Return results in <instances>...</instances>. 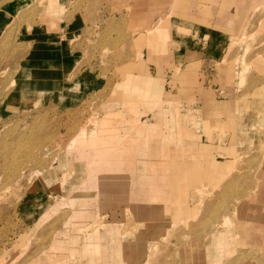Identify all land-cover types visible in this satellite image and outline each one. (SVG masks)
<instances>
[{"label": "rangeland", "instance_id": "374dc122", "mask_svg": "<svg viewBox=\"0 0 264 264\" xmlns=\"http://www.w3.org/2000/svg\"><path fill=\"white\" fill-rule=\"evenodd\" d=\"M19 1L0 31V264H103L99 246L85 248L101 235L108 254L118 243L127 248L126 264H193L197 256L264 264V0H237L230 11L228 0H28L24 16ZM200 23L226 33L232 25L216 37L221 56L188 51L184 59L180 50L173 58L181 38L190 50L212 47L181 27ZM34 24L62 31L76 84L62 101L24 93L6 107L11 84L24 77L25 31ZM134 76L141 82H129ZM134 86L137 94L127 89ZM156 97L162 110L146 104ZM136 105L140 122L157 123L144 147L121 123ZM108 109L110 128L130 136L123 142L138 139L128 146L134 158L113 167L115 154L92 129ZM90 150L97 189H86L95 175ZM93 216L103 222L84 231ZM100 224L116 227L118 238Z\"/></svg>", "mask_w": 264, "mask_h": 264}, {"label": "crops", "instance_id": "0c3cea01", "mask_svg": "<svg viewBox=\"0 0 264 264\" xmlns=\"http://www.w3.org/2000/svg\"><path fill=\"white\" fill-rule=\"evenodd\" d=\"M28 0H20L19 4H20V11L22 12L23 16L26 12H24L25 8L27 7L26 5H28ZM175 1V0H174ZM173 0H171V2H174ZM223 1V0H222ZM224 2V1H223ZM228 4H223L224 7H228L229 11L232 9V6H234V4L236 5L238 2L237 0H228L227 1ZM16 3L15 0H0V31L6 26L8 25V23H10V21L12 20L13 17V4ZM225 3V2H224ZM25 5V6H24ZM218 5V3H217ZM222 5V3H221ZM258 4H255L252 8H255V6ZM222 6V7H223ZM184 7L183 5H181L180 8ZM227 8V9H228ZM29 13V12H28ZM252 13V12H251ZM250 13V15H251ZM18 12L15 14L17 15ZM35 15L31 18H39V12H35ZM170 17V15H167V19ZM28 18V16H27ZM217 21H221V17L218 15L216 16V22ZM71 23V22H70ZM169 23V21L166 23V25ZM220 26L221 22H217ZM68 27V25H66ZM183 29L186 30H193V33L195 35H192L191 38L193 40L197 39V43H201L200 41H203L205 37H208L210 40H212V47H209V49L200 47L199 49L201 50H190V44L184 42V38H181L180 40H177L178 43H180L178 46L175 47V49L173 50V58L176 56L175 54H177V52H180V50H182L183 52H185L186 54H184V59L188 58V51L191 52H196V53H202L203 56H205L209 53V55L212 53L213 54L216 52H219V57L221 56V52L222 50H224V46L223 44H216V37H220L221 35H226V34H231V30H232V25L229 26L230 28V33H226L224 31H222L220 28H216L215 26L212 27L210 23H200L197 25V29H193L192 26L191 27H185V26H181ZM42 24H34L31 29H27V31H25V37H27V53L25 55L24 58V64L23 66H21V73L24 77L19 78L20 81H18L16 78L14 79V85L11 84V86H14L13 89H10V91L7 93V95L5 96L4 101H6L7 103H5L6 107L8 105L13 106L15 104H17L16 101L20 100L22 98V95L24 93H33L35 94V98L37 101H44V100H60L62 101L63 99H68L67 97H69V93H67V91L69 92V87H66V85H70L71 82L73 84H76V78L75 76L72 74L73 73V69H74V64L72 63V56L69 55L68 50L66 48V45H64V41L65 39L62 38V36H60V33L62 34V31H52L49 32L48 30H44L42 29ZM158 28H162V26H158V27H154L153 29H158ZM152 29V30H153ZM175 30V29H174ZM69 32H71V30H66L65 33L68 34ZM152 31H150L151 33ZM233 32V31H232ZM182 36L184 35V33H181ZM59 35V36H58ZM64 35V34H63ZM189 35V33H188ZM191 35V34H190ZM32 36V37H31ZM155 36V38L161 37V35L159 34V32L157 31L156 33H152V37ZM194 36V37H193ZM26 39V38H25ZM203 39V40H202ZM51 40V41H50ZM172 40L175 41V37L172 36ZM204 42V41H203ZM194 46V45H193ZM198 47V46H197ZM136 55L139 57H143V54L141 52V49L139 47L136 48ZM179 56V55H178ZM182 56V55H181ZM183 57V56H182ZM183 59V60H184ZM221 59V58H220ZM152 63V62H151ZM155 66H160L157 65L155 63H152ZM245 71H243L244 73ZM239 75V79H238V85H242V82L244 80V74ZM241 76L243 77L241 79ZM146 81L150 84L155 85L156 83L154 81H150L149 79L145 78ZM142 80V78H140L139 76H134L133 77V81H129L131 83H133V85H136L138 83H140ZM144 80V77H143ZM128 82V83H129ZM78 84L84 85L86 86L87 83L83 80H79ZM125 84V83H124ZM149 86V88H150ZM129 89L132 94H137L138 90L136 88V86H134V88L131 90ZM128 90V91H129ZM224 92V91H223ZM155 98V97H153ZM151 98L150 100L146 101V104L152 105L153 107H150L149 109L153 110L155 107H158V110H162L161 109V101L157 99H153ZM3 101V103H4ZM142 105V104H141ZM136 106L133 107H129L131 113L130 117H132L130 122H126V120H122L121 123L126 124V126H128V130L134 129L135 133H132L133 135L136 134L137 138H141L143 147L147 145V141L146 138H150L151 136L154 135V132H156L157 129V123L156 124H143L144 122H140V118H139V114L142 112L141 108H138ZM6 110V108L3 107V110ZM165 110V109H164ZM114 114V112L112 110L107 111L106 115L99 121V125L98 127L92 128L95 130V141L99 142V137H101L100 141H103L105 150L107 149L108 152L111 155H114V158L117 159L115 160H109L107 161L108 165L110 167H113L111 165V163H115L117 164L118 162H121L123 164V158L126 157V155L132 156L134 158V154L135 152L132 151L133 148H129L128 146H135L138 139L135 138H129L128 142H123L127 137L130 136H126V134L124 136H120L118 132L119 129H114L113 127L110 128V123H111V117ZM121 114L122 116H125V112L124 113H118ZM126 114V115H128ZM120 118V117H119ZM119 121V120H118ZM96 123V122H95ZM120 126V125H119ZM112 131L110 133H108L109 131ZM100 132V133H99ZM111 133L113 135H111ZM100 134V136L98 137V135ZM109 135V136H108ZM125 138V139H124ZM100 145V144H98ZM96 146V144H95ZM94 146V147H95ZM102 146V145H101ZM126 149V150H125ZM151 150H148V153H150ZM90 153L94 156V163H95V175H94V182L93 184H91L90 186L87 184V188L86 189H97L98 188V173H97V164L98 162L96 161V154L94 152H92V150H90ZM108 153V154H109ZM145 153V154H148ZM127 162V160H126ZM142 162H147V163H151V161H145V160H140V163ZM104 169V171H108L109 168L106 167H102ZM148 168V166H147ZM191 172H194V168L191 167ZM151 178V176H148V179ZM141 179H143V177H141ZM87 181V174H86V178L85 180L82 182V185ZM108 187L110 186V183H107ZM81 185V186H82ZM118 185V184H117ZM119 186H124L122 183H120L117 187ZM104 188V187H103ZM19 203H17L18 206ZM21 205V204H20ZM127 212H129V214L132 215V212L129 211L128 209H126ZM98 221H100V223L103 222L102 220V216L100 217H94L89 220L88 222H86L83 225V230L86 231L89 228H91L95 223H97ZM230 220L227 218L226 219V223H228ZM41 223V222H39ZM100 227V232L106 233L107 238L112 241L118 238L117 235L114 236V233L117 232L116 227L113 226H106L105 224H100L98 225ZM140 226V225H139ZM112 233V236H109V234ZM104 238V236L101 235V237H99V243L98 241L95 242L94 237H91V242L89 243V245L85 246V248H87V250H93V252H97L98 251V246H99V251L98 253H100L99 255L101 256L103 261V264H126L127 262H129L130 257L128 256L129 251H127V248H123L122 245L120 243L116 244V246L114 247V249L112 250L111 253H107L106 244H102V239ZM93 241V242H92ZM226 242L224 240L218 241V243H216L217 248H219L218 250L221 251L222 247L224 246ZM126 249V250H125ZM233 251H229L228 253H232ZM151 253V252H150ZM154 251L151 253V255H153ZM221 253V252H220ZM149 255V258L150 256ZM252 262V261H251ZM193 264H210V263H205L203 261V258L201 256H197L194 260Z\"/></svg>", "mask_w": 264, "mask_h": 264}, {"label": "bare ground", "instance_id": "6f19581e", "mask_svg": "<svg viewBox=\"0 0 264 264\" xmlns=\"http://www.w3.org/2000/svg\"><path fill=\"white\" fill-rule=\"evenodd\" d=\"M252 263V262H251Z\"/></svg>", "mask_w": 264, "mask_h": 264}]
</instances>
